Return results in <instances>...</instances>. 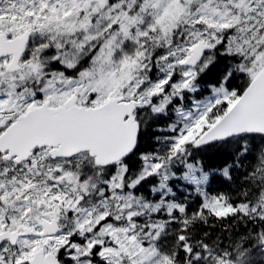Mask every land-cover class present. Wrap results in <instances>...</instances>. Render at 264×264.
<instances>
[{
	"label": "snow or ice",
	"instance_id": "snow-or-ice-1",
	"mask_svg": "<svg viewBox=\"0 0 264 264\" xmlns=\"http://www.w3.org/2000/svg\"><path fill=\"white\" fill-rule=\"evenodd\" d=\"M0 264H264V0H0Z\"/></svg>",
	"mask_w": 264,
	"mask_h": 264
}]
</instances>
